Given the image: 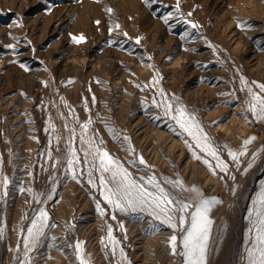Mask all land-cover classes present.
Here are the masks:
<instances>
[{
	"label": "rangeland",
	"instance_id": "1",
	"mask_svg": "<svg viewBox=\"0 0 264 264\" xmlns=\"http://www.w3.org/2000/svg\"><path fill=\"white\" fill-rule=\"evenodd\" d=\"M242 80L257 92L264 83V0H0V174L10 182L7 195L0 184V264H26L27 229L41 208L50 227L27 264H80L77 242L89 264H184L169 244L182 230L147 211L115 210L111 218L97 146L133 178L155 175L175 199L194 196L175 180L216 197L208 264H246L249 213L264 188V120L248 109ZM180 105L227 173L196 159L215 167L172 118ZM251 137L246 155L233 161L228 149L239 153ZM70 148L78 157L72 169ZM90 168L97 187L88 183ZM109 226L120 241L114 253Z\"/></svg>",
	"mask_w": 264,
	"mask_h": 264
},
{
	"label": "snow or ice",
	"instance_id": "2",
	"mask_svg": "<svg viewBox=\"0 0 264 264\" xmlns=\"http://www.w3.org/2000/svg\"><path fill=\"white\" fill-rule=\"evenodd\" d=\"M111 11V9H108ZM168 17H165L167 23ZM99 24V21L96 22ZM191 23V22H189ZM116 27H119L117 25ZM195 28L197 25L192 24ZM124 35H127L125 33ZM75 42L79 43L85 39L83 35L79 37H73ZM139 41H137L138 43ZM155 81V78H154ZM72 81L70 80L69 83ZM158 83V81H156ZM241 83L247 88L250 94V100L247 102L248 109L253 112L257 119L264 120V83L258 84L259 92L254 91L251 86L248 85L246 80H242ZM255 83V82H253ZM162 95H164L163 89H160ZM95 99V97H93ZM153 104L156 101L153 100ZM160 107L159 104L156 105ZM172 110V104L170 102L165 105V115H170ZM178 115L172 118L177 121L181 128H183L189 136L196 141V146L203 152H206L208 156L214 158L215 167L210 160L203 158L200 155H196V159H203L213 174H216V169L227 173L229 171V164L221 158L218 149L213 145L211 138L203 127L195 120V117L188 115L185 112L183 105L176 108ZM92 121L89 120L82 126V130L86 131L89 124ZM74 131V130H73ZM109 131H113L109 129ZM128 139V137H124ZM255 137H251L244 141V149L237 153L236 151L228 149V155L233 161L239 163V158L246 155L247 145H249ZM81 143H84L83 135L81 136ZM102 143V141H101ZM89 146L92 145V140H88ZM192 147L191 145L189 146ZM225 148H228L225 145ZM129 151L134 149L129 148ZM70 158L67 161L68 168L72 169L74 161L78 160V157L74 150L69 149ZM51 155V154H49ZM87 155V153H86ZM93 160L99 161V184L103 189L104 200L108 205H111L113 214L112 219L115 220V210H119L122 213H135L147 211L155 220L160 221L162 224L168 225L174 230H182L183 235L178 237L173 234L169 238V244L173 254H179L184 258V264H208V241L211 234V225L213 221L209 218V212L215 204L220 203L216 197H206L199 188L192 186L191 188H185L182 180L169 181L174 187H179L183 191L193 193L192 198L175 199L172 194L166 190L161 183L157 180L155 175L149 176L147 182H144V178L139 180L133 178L132 173L128 171L117 159H114L107 150L96 147L92 153ZM140 164H145V160L142 156L139 157ZM95 167V164H93ZM252 164L248 165L251 168ZM247 171V169H245ZM105 173L109 174L108 178H105ZM73 178H76V172L72 171ZM92 169H89L88 183L93 187H97V184L91 179ZM223 178V177H221ZM235 179V176H232ZM7 177L0 174V184L3 185L5 191L4 195H7V186L9 184ZM151 186V187H149ZM23 190V189H22ZM53 193L55 188L52 189ZM52 196L49 195L48 199ZM194 201V202H193ZM254 208L249 213L250 224L249 229V241L250 246L246 249V264H264V188L258 194L257 200L253 202ZM97 210L101 215L105 214L106 209L102 208L100 202L97 201ZM191 210V211H190ZM254 217V218H253ZM49 214L41 208L38 215L32 220L31 227L27 229L28 239L25 241V261L27 264V253L31 248H34L39 242L40 237L45 235V229L50 227L48 225ZM121 229L127 231L121 224ZM2 232V230H0ZM113 229L108 227L107 239L112 244L113 253L116 251V245L120 241L113 236ZM178 242L182 244V250L177 253ZM75 248L78 250L77 255L80 259V264H89V261L84 258L82 242H77ZM121 255H124V249L120 248ZM126 258V257H125ZM128 264H131L129 261Z\"/></svg>",
	"mask_w": 264,
	"mask_h": 264
},
{
	"label": "bare ground",
	"instance_id": "3",
	"mask_svg": "<svg viewBox=\"0 0 264 264\" xmlns=\"http://www.w3.org/2000/svg\"><path fill=\"white\" fill-rule=\"evenodd\" d=\"M168 249V248H167ZM169 252V251H168ZM76 254H77V252H76ZM166 254V253H165Z\"/></svg>",
	"mask_w": 264,
	"mask_h": 264
}]
</instances>
